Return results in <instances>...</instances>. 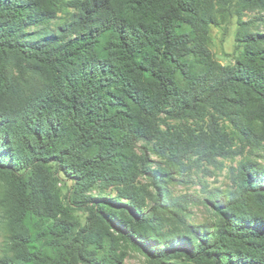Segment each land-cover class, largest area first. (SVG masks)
Wrapping results in <instances>:
<instances>
[{
  "label": "trees",
  "instance_id": "obj_1",
  "mask_svg": "<svg viewBox=\"0 0 264 264\" xmlns=\"http://www.w3.org/2000/svg\"><path fill=\"white\" fill-rule=\"evenodd\" d=\"M245 1L264 10V0ZM230 2L0 0V170L13 205L0 264L118 261H95L75 246L73 223L52 192L51 164L83 193L95 179L133 178L139 141L158 142L175 157L233 156L235 140L250 153L264 149V33L245 28L243 54L231 66L209 46L208 28ZM165 118H207L208 126L168 133ZM231 182L207 201L221 219L214 229L152 230L148 242L121 232L159 262L184 253L194 262L264 264V164L241 161ZM119 194L140 211L131 190ZM162 197L156 191L151 210L135 214L138 224L165 211ZM40 215L52 221L32 233L25 220Z\"/></svg>",
  "mask_w": 264,
  "mask_h": 264
},
{
  "label": "rangeland",
  "instance_id": "obj_2",
  "mask_svg": "<svg viewBox=\"0 0 264 264\" xmlns=\"http://www.w3.org/2000/svg\"><path fill=\"white\" fill-rule=\"evenodd\" d=\"M57 21L59 20L52 19L51 24ZM245 28L247 32L264 33V10L251 9L245 0H232L221 22L208 28L210 50L217 61L231 66L242 56L244 43L241 35L245 33ZM207 124V118L204 123L192 119L165 118L161 129L168 133H189L197 131L199 126L206 128ZM217 127L221 131L233 133L229 123L222 120H217ZM233 145V148L240 149L233 156L214 152L212 155L207 153L209 156L204 157L191 152L175 157L158 142L139 141L133 150L137 171L133 178L125 175L95 179L91 183L92 188L83 189V193L75 187L72 179L59 173L57 166L51 164L49 175L54 184L52 192L73 223L75 246L90 249L95 261H108L109 256L116 255L115 259L118 261L113 264H212L210 259L191 261L184 253L174 254L172 258L159 262L135 245L121 230L131 232L137 240L148 242L156 237L152 230L169 234L173 230L183 229L185 225H211V229L216 228L221 219L207 201L231 188V175L241 161L248 158L264 164V149L250 153L239 140H235ZM217 146L220 147L221 143ZM151 174L154 176L153 180ZM122 189H129L137 196L140 211L119 194ZM156 191L163 195L161 203L168 206L164 212L156 210L151 222L138 224L135 214L151 210L154 205L152 197ZM80 194L92 199L84 202ZM10 197L9 177L5 171L0 170V256L6 248L4 223L13 206ZM50 221L49 216L40 215L26 219L25 223L33 233L36 229L46 227ZM89 263L93 262H76Z\"/></svg>",
  "mask_w": 264,
  "mask_h": 264
}]
</instances>
